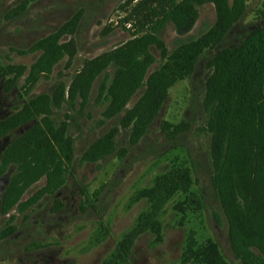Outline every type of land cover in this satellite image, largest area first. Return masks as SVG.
Masks as SVG:
<instances>
[{
	"label": "rangeland",
	"instance_id": "rangeland-1",
	"mask_svg": "<svg viewBox=\"0 0 264 264\" xmlns=\"http://www.w3.org/2000/svg\"><path fill=\"white\" fill-rule=\"evenodd\" d=\"M23 5L22 15L9 18L11 11ZM197 11L192 30L180 35L172 22L157 23L159 0H0V65L27 70L10 91L0 81V123L30 100L52 96L61 85L68 91L87 62L130 41L141 28L155 34L172 58L181 47L215 27L217 15L212 4L197 6ZM74 18H79L78 28L64 40L73 41L75 55L66 56L35 84L27 85L28 71L40 57L32 52V46ZM260 28H264V0H247L245 16L226 45L239 44L248 32ZM152 54L156 62L150 74L171 64L162 49L155 46ZM116 71L117 66L111 64L85 93L75 100L67 97L60 107H53L52 124L64 130L71 141L72 159L64 185L59 192L26 206L45 186L43 178L9 215L0 212V234H11L0 242V264L109 263L119 243L150 210L146 193L159 178L177 169L190 170L191 189L167 203L159 216V232L139 237L124 264H203L196 253L209 242L218 246L229 264H241L231 252L225 217L221 215L218 222L214 214L220 209L212 183L209 112L204 108L206 81L211 74L205 61L192 77L177 81L170 89L160 115L137 146L131 144V129H126L122 120L144 88L119 117H104ZM165 123L183 125L185 131L170 138ZM36 126L31 122L0 137V161L9 146ZM102 140H109L110 152L97 162L86 159ZM16 172V166H11L0 176V196Z\"/></svg>",
	"mask_w": 264,
	"mask_h": 264
},
{
	"label": "trees",
	"instance_id": "trees-1",
	"mask_svg": "<svg viewBox=\"0 0 264 264\" xmlns=\"http://www.w3.org/2000/svg\"><path fill=\"white\" fill-rule=\"evenodd\" d=\"M159 1L161 12L157 23L163 26L172 22L180 35L188 34L197 22V6L212 4L217 15L216 25L203 38L181 47L172 58L155 34L145 33L141 28L130 41L87 62L68 91L61 85L52 96L41 95L30 100L0 123V137L20 126L37 123L2 155L0 176L11 166H16L17 172L0 196V212L9 215L26 192L43 178L45 186L26 206L35 205L46 195L62 189L68 162L72 159L71 141L67 140L64 130L52 124L53 107H60L67 97L75 100L78 94L85 93L111 64L117 66V71L108 88L105 118L119 117L137 92L145 89L122 120L123 126L131 129V144L137 146L160 115L170 89L177 81L192 77L205 61L211 74L206 81L204 108L209 112L212 183L220 209V214H214L218 222L221 215L225 217L231 252L241 264H264V28L248 32L239 44L227 46V40L245 16L247 0ZM25 7L11 11L9 18L22 15ZM78 25L79 18H74L32 46V52L39 53L40 57L28 71L27 85L35 84L66 56L75 55L73 41H65L64 37L73 35ZM155 46L163 50L164 58H170L171 64L150 74L156 62L152 54ZM26 72L25 68L0 65V81L10 91ZM164 129L170 138L185 131L183 125L169 123L164 124ZM111 148L109 140H102L89 151L86 159L97 162ZM191 187L189 169H177L159 178L146 193L150 210L140 216L136 228L119 243L107 264H124L139 237L147 232L158 233L161 211L175 195L188 193ZM8 233L0 234V242L11 235ZM196 256L203 264H229L218 246L211 242Z\"/></svg>",
	"mask_w": 264,
	"mask_h": 264
}]
</instances>
